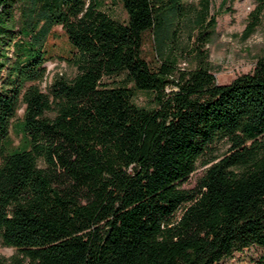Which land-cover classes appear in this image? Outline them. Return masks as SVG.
I'll list each match as a JSON object with an SVG mask.
<instances>
[{
	"label": "trees",
	"instance_id": "16d2710c",
	"mask_svg": "<svg viewBox=\"0 0 264 264\" xmlns=\"http://www.w3.org/2000/svg\"><path fill=\"white\" fill-rule=\"evenodd\" d=\"M102 1L0 0V68L14 54L0 83V244L26 264H217L251 246L264 264V55L219 84L201 57L181 68L170 55L181 24L203 42L213 18L202 27L180 0H117L121 22ZM257 2L248 32L264 15ZM54 25L71 71L43 90ZM146 31L156 66L142 57Z\"/></svg>",
	"mask_w": 264,
	"mask_h": 264
},
{
	"label": "rangeland",
	"instance_id": "374dc122",
	"mask_svg": "<svg viewBox=\"0 0 264 264\" xmlns=\"http://www.w3.org/2000/svg\"><path fill=\"white\" fill-rule=\"evenodd\" d=\"M185 14L188 17L200 16L202 27L214 19V26L209 25L207 33L203 35L204 41L196 40V34L202 28L194 29L192 33L187 31L184 23L180 25V31L175 40L170 44L171 58L178 62L181 68L194 67L198 63V57L206 62L219 84L229 83L235 77L249 73L253 69L256 58L264 55V15L259 17V23L251 32L247 31V24L253 14L258 2L257 0H206L207 7H204L203 0H180ZM101 8L114 19L124 22L126 13L117 0H103ZM15 18H18V9L14 10ZM185 19H183L184 22ZM17 28H15L16 30ZM188 34L191 37H188ZM15 34L13 41L19 40ZM206 38V39H205ZM196 47L201 49L199 56ZM46 61V80L39 85L45 90L46 83L55 72L70 73L71 69L67 63L70 55V46L60 26L54 25L46 34L43 43ZM195 50V52L193 51ZM7 60L0 68V83L5 78L8 67L14 61L12 45L5 50ZM142 57L150 66H156L157 57L154 50L152 32L146 31L143 36ZM122 75L112 78H105L106 82L118 81ZM152 95L150 92L136 91L134 102L141 107H150ZM22 113L21 105L11 119L10 138L14 146L22 143ZM225 144L218 146V152H224ZM203 168H198L183 183L184 188H193L201 176ZM261 249L257 246L245 248L240 252H234L230 256L222 258L217 264H255ZM0 256H3L8 264H26L18 252L8 246L0 244ZM21 260V262H17Z\"/></svg>",
	"mask_w": 264,
	"mask_h": 264
}]
</instances>
